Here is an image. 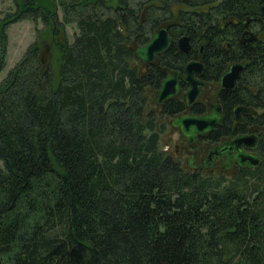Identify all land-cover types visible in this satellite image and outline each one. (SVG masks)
Returning a JSON list of instances; mask_svg holds the SVG:
<instances>
[{"label":"trees","instance_id":"1","mask_svg":"<svg viewBox=\"0 0 264 264\" xmlns=\"http://www.w3.org/2000/svg\"><path fill=\"white\" fill-rule=\"evenodd\" d=\"M160 1L14 0L0 19V71L6 27L25 18L44 26L0 82V264H264V111L248 121L262 125L259 166L228 177L185 169L162 148L167 122L148 106L191 59L183 33L208 39L212 74L248 61L223 94L217 132L234 121V103L264 102V38L242 46L239 26L219 28L264 0H224L169 23L170 47L143 66L136 47L174 20L172 0ZM183 109L175 97L159 107L165 118Z\"/></svg>","mask_w":264,"mask_h":264},{"label":"flooded vegetation","instance_id":"2","mask_svg":"<svg viewBox=\"0 0 264 264\" xmlns=\"http://www.w3.org/2000/svg\"><path fill=\"white\" fill-rule=\"evenodd\" d=\"M223 1L224 0H210L207 3L198 2L194 4L190 3L189 0H172L171 8L172 10H174V20H169V22L166 21L162 23V25H160V27L157 28L154 33L159 29L166 28L171 37L169 28L170 24H176L180 27L184 24V18L188 17L187 15L190 13H207L213 12V10L217 11L216 8ZM162 3L164 2H162L161 0L159 4L163 5ZM263 6L264 4H261L260 10L252 15H244L241 16V18L235 15H230L229 17L219 21V28L224 29L228 26H239V43L242 46L251 41H263ZM183 36H188L189 38L190 49L187 51V53H190L191 59L187 60L182 68L175 69L174 71H169L166 77L177 72L185 73L186 65L189 62L195 61L199 63L201 69H194L193 74L201 81V84L199 86L198 94L194 96L192 100H190L187 92L191 84L181 78L179 82V90L177 94L173 95V97H175L179 101V103L183 104L184 106V109L182 111H179L174 117H171L169 122V126L172 130L171 132L174 135L172 140L176 150V153L172 154L173 157L181 162L182 166L188 171H202L206 174L216 173L233 177L238 174V171L240 169H252L255 166H259L260 163L258 165L250 164V162H245L244 164H242L239 160H236L235 156L238 152V149L235 139L246 137V140L251 143L252 146H248L246 145V143H242V148L246 152H250L259 156L260 160H262L260 146L261 135L263 133L262 125L259 122H248L252 117H257V119L261 117L259 115L264 111V102L263 99L260 98V96L258 97L256 102H241L237 103L236 105L234 103L231 108L234 113V121L231 122L230 127H225V130L222 134L217 132V129L224 124V116L227 108V104L223 99V94L224 92L237 89L240 82H242V73L246 65L248 64V61L245 58H240L238 60L230 59L226 62L223 69H221L219 72H215V74H212L208 72V62L206 60L208 39L203 35L192 39L189 34L183 33L178 37L179 47V41ZM170 44L164 51L158 53L153 61H158L159 57L166 53V50L170 47ZM143 45L144 44L138 45L137 47ZM224 47H228V41H225ZM139 58L140 57H138V59ZM140 62L143 66L148 63L143 59H141ZM233 65H241L239 74L233 82H228V86H226V84L223 82V77L231 70ZM241 86L244 87V83ZM253 91L255 92V95H257L258 87L254 88ZM156 103L160 108L163 107L164 102H160L157 98ZM239 106H243V112H241L238 119L236 118L235 110ZM217 107L222 112L221 121L216 124L214 128L204 133H196L192 138L185 135L179 125L173 124L174 118L181 117L190 113L208 114L213 112V110ZM242 124H246V130H237L238 128H243Z\"/></svg>","mask_w":264,"mask_h":264},{"label":"water","instance_id":"3","mask_svg":"<svg viewBox=\"0 0 264 264\" xmlns=\"http://www.w3.org/2000/svg\"><path fill=\"white\" fill-rule=\"evenodd\" d=\"M170 41L171 37L167 29H159L153 34L148 42H146L143 46H139L136 48V55L147 62H151L156 58L158 53L164 51L169 46ZM179 44L181 49L186 52L190 49L188 36H183L180 39ZM49 49L50 46L46 44L44 50L41 51V60L43 63L48 62ZM240 67L241 65H233L231 70L224 75L223 82L226 84V86H228V82H233L238 76ZM194 69H201L199 63L195 61L189 62L186 65L185 73L177 72L175 74H170L166 78H164L161 87L157 92V99L160 102H164L168 98H171L173 97V95L177 94L179 90V82L182 78L191 84L187 95L189 99L192 100V98L198 94L199 86L201 84V81L193 74ZM241 112H243V106L237 107L235 110L236 118L239 119ZM221 119L222 112L217 107L213 110V112L208 114L190 113L181 117L174 118L173 124L179 125L185 135L192 138L196 133H204L214 128L216 124L221 121ZM235 141L237 142L238 149V152L235 156L236 160H239L242 164H244L245 162H250V164L253 165H258L261 162L259 156L250 152H246L242 148V143H246V145L252 146V144L246 140V137L235 139Z\"/></svg>","mask_w":264,"mask_h":264},{"label":"rangeland","instance_id":"4","mask_svg":"<svg viewBox=\"0 0 264 264\" xmlns=\"http://www.w3.org/2000/svg\"><path fill=\"white\" fill-rule=\"evenodd\" d=\"M15 10L14 0H0V19H2L9 11ZM38 25V26H37ZM43 28V24H36L32 19L25 18L15 22L10 23L5 31L7 33V57H6V65L0 71V82L1 80L9 73L11 68L22 58L25 51L28 47L34 43L38 39V29ZM68 30L70 37L72 38V34L77 32L78 29L75 25H68ZM47 38V37H46ZM2 36L0 35V55L2 52ZM46 44L50 46L48 59L51 58V54H53L52 45L49 39H43L42 41V49L44 50ZM149 109L156 108L159 113L158 117L160 118L161 124L167 122L166 130L162 133L161 144L162 148L170 154L176 153L175 146L173 143V137L171 127L169 126L170 118H165L159 111V106L156 101L151 99L149 103ZM169 126V127H168ZM229 177V175H227Z\"/></svg>","mask_w":264,"mask_h":264}]
</instances>
